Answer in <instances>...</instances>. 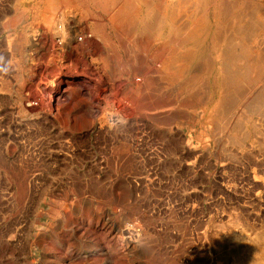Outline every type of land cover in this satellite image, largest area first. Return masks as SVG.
Returning a JSON list of instances; mask_svg holds the SVG:
<instances>
[{
    "label": "rangeland",
    "instance_id": "1",
    "mask_svg": "<svg viewBox=\"0 0 264 264\" xmlns=\"http://www.w3.org/2000/svg\"><path fill=\"white\" fill-rule=\"evenodd\" d=\"M105 1L0 0V264H251L234 254L264 255V74L208 50L169 78L125 11L142 4ZM67 14L91 35L67 42ZM220 72L237 82L214 112Z\"/></svg>",
    "mask_w": 264,
    "mask_h": 264
},
{
    "label": "bare ground",
    "instance_id": "2",
    "mask_svg": "<svg viewBox=\"0 0 264 264\" xmlns=\"http://www.w3.org/2000/svg\"><path fill=\"white\" fill-rule=\"evenodd\" d=\"M137 1L142 4L141 8H139V9L137 7H135V9L129 8L125 11L131 12L130 19H132V21L135 22L134 30H138V32H140V34H141V32H143L144 34H148L149 36L151 35V36L158 37L161 40V42H160L161 47L159 48V50H161L162 52L165 53L164 65L162 68L166 71L168 76H170L169 78L173 79L174 77H177L178 75H180V76L187 75V73H184V70L190 69L189 66L192 63V61H195L196 54L201 53V52H206L208 50H214L215 52H219V55L221 58H223V56L225 58V55L227 54L226 56H228V57H226L225 59L228 58V61L231 63L232 62H238V61H241V59H243L245 66L243 69V75L241 74V76H243V79H246V81H248L249 83H252L253 81L259 82V81L263 80L262 76L264 74V43L263 44L260 43L261 45L257 46L254 49L250 48L245 43V38L247 39V37H249V34L251 33V32H249V30L260 28L261 25H260V23H258V21H261L262 27H264L263 26L264 25V1L263 0H239L236 5L232 3L234 6L231 3H229L230 1H228V0H174L172 2L171 1L169 2L166 0H137ZM50 2H51V0H47V3H50ZM105 2L106 1H104V3ZM108 2H110V1H108ZM96 3H98V2H96ZM128 5L133 7V5L131 3L127 4V6ZM124 7H126V6L124 5ZM43 8H44V6H43ZM123 13H124V11H120V15H123ZM180 14L185 15V19H186L185 22H187L186 25H184V22H183L184 20L182 21V19H181V21L183 23H179L180 21H178V19H179L178 16ZM117 15H119V13ZM253 16L255 17V19L253 18ZM177 17H178V19H177ZM180 18H182V17H180ZM127 20H129V18H127ZM226 27H229V29L234 30V34L241 41L240 42L241 44L239 43L240 44L239 53H237V51H236L237 54L233 55L232 51H231L232 54H230V52H229L230 49L227 50V52L223 50V46L230 43V41L228 39L229 35H227L225 33V31L228 29ZM259 31H261V29ZM262 31H264V30H262ZM262 31H261V33H262ZM252 33L254 34L255 32L252 31ZM226 47H227V45H226ZM224 49H225V47H224ZM228 52H229V54H228ZM206 61H207V59H206ZM223 61H225V60L223 59ZM208 62H211V60H209ZM238 66H239V64H238ZM224 67H226V65H224ZM237 68L238 67H236V71H237ZM222 70H224L223 67H222ZM189 74H190V72H189ZM191 75H192V77H196V79L193 78V79H195V81L199 80V78L201 76L200 74H193V73H191ZM217 75H219V77L215 80L214 84H215V88L221 94L219 95V98L216 100V102L213 101L214 104L212 106V111H214V112L222 110L223 108L228 106L227 104H229V99L226 97V95H222V94H224V92L230 90L232 85H234L233 84V82H235L234 78L237 76V74H235L236 75L235 76L231 72H225V73L220 72ZM238 75H240V74H238ZM246 81H244V82H246ZM201 85H199V86H201ZM206 85H207V83H206ZM260 86H261V84H260ZM198 87H197V89H198ZM250 87H251V85H250ZM202 90H203V88H202ZM202 90H200V91L198 90V91L202 92ZM238 90H236V91H238ZM199 97H200V95H199ZM253 97H255L254 98L255 102L259 103V105H257V107L258 106L261 107L262 104L264 103V90L259 91V93H256V96H253ZM240 98H238V99H240ZM248 100H249V98H248ZM209 102L211 103L210 100H209ZM250 102H251V100H250ZM263 106H264V104H263ZM252 107H250V109ZM255 110H253V112ZM251 111H252V109H251ZM236 127H238V126H236ZM239 129H241V128H239ZM236 133H238V132H236ZM239 135L241 136L242 134H239ZM249 135L250 134H248V136ZM242 136H244V134ZM235 143H236V141H235ZM261 240H263V239H261ZM249 244H253V243H249ZM256 244H259V243H256ZM263 244H264V242H263ZM260 245H261V243H260ZM252 247H253V245H252ZM257 248L256 247L253 248V250H252L253 253L251 251L250 254H247L248 251L246 253H243V249H239L235 252L234 256L237 260L239 259L241 262L249 261V262H251V264H256V262L261 261V260H259V258L264 256V255H260L258 257L256 256V251H258ZM236 263H238V262H236Z\"/></svg>",
    "mask_w": 264,
    "mask_h": 264
},
{
    "label": "built area",
    "instance_id": "3",
    "mask_svg": "<svg viewBox=\"0 0 264 264\" xmlns=\"http://www.w3.org/2000/svg\"><path fill=\"white\" fill-rule=\"evenodd\" d=\"M74 17H76V16H72L71 14H67V18H65L64 21L60 22L58 24V26L57 25L55 26L56 29H59L62 32V35H64V36L66 35L65 37H66L67 42L68 41H76V42L82 41L83 38L91 35L90 34L91 31H89V29H86V25L84 23L81 22L82 24H84L83 26L87 31H82L80 28H78L82 24L80 23V21L75 20L76 18H74ZM61 38L62 37L57 38V43L59 45H61ZM116 117H117V115L109 114V117L107 118V120L103 119V121L105 120L104 121L105 123H114V122L116 123L117 122ZM101 118L102 117L97 118L98 122H103L100 120Z\"/></svg>",
    "mask_w": 264,
    "mask_h": 264
},
{
    "label": "crops",
    "instance_id": "4",
    "mask_svg": "<svg viewBox=\"0 0 264 264\" xmlns=\"http://www.w3.org/2000/svg\"><path fill=\"white\" fill-rule=\"evenodd\" d=\"M76 1L79 2L80 5H84L85 3L87 5H93V3H95L93 1H96V0H76ZM99 1H105V0H99Z\"/></svg>",
    "mask_w": 264,
    "mask_h": 264
}]
</instances>
